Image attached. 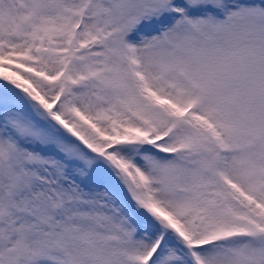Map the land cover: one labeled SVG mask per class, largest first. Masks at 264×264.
<instances>
[{"label":"snow or ice","instance_id":"6c2138e0","mask_svg":"<svg viewBox=\"0 0 264 264\" xmlns=\"http://www.w3.org/2000/svg\"><path fill=\"white\" fill-rule=\"evenodd\" d=\"M0 264H264V0H0Z\"/></svg>","mask_w":264,"mask_h":264}]
</instances>
